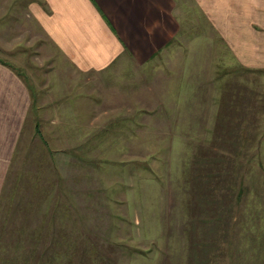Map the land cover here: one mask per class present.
<instances>
[{
    "label": "rangeland",
    "instance_id": "rangeland-1",
    "mask_svg": "<svg viewBox=\"0 0 264 264\" xmlns=\"http://www.w3.org/2000/svg\"><path fill=\"white\" fill-rule=\"evenodd\" d=\"M21 2L0 0V59L24 72L38 103L53 107L69 92L62 108L80 113L64 136L61 121L38 122L53 148L47 168L34 153L9 171L0 264H264V72L215 57L210 73L204 41L203 56L187 48L122 74L87 71L83 82L27 11L10 8ZM186 7L183 30L204 32L201 12ZM45 182L52 194L32 204ZM46 223L55 227L44 239L35 232Z\"/></svg>",
    "mask_w": 264,
    "mask_h": 264
},
{
    "label": "crops",
    "instance_id": "crops-1",
    "mask_svg": "<svg viewBox=\"0 0 264 264\" xmlns=\"http://www.w3.org/2000/svg\"><path fill=\"white\" fill-rule=\"evenodd\" d=\"M24 1L19 3L20 5L13 3L14 7L10 6V8H14V11L17 9L27 11L25 17L29 26L33 28L39 26L46 36L57 43V47L63 52L62 57L71 64L70 67L78 74H84L83 82L86 81L87 71L98 72L117 67L115 69L122 74L124 66H143L167 56L171 58L169 60H172L179 57L183 49L187 48L192 57H199L202 54L198 50L203 47L200 42L203 44L204 41L206 57L213 60L210 73L213 74L214 66L218 63L214 62L215 57H222V60L228 64L231 60L244 71L264 72V0ZM1 3L5 7V2ZM186 5L196 12L193 15L201 12L206 23L204 32L194 34L191 30H183L182 19L188 16ZM11 16L14 24L22 27L25 17L21 16L19 11ZM191 19L198 23L194 16L190 17ZM29 26L27 32L31 30ZM14 33L15 36H23L21 28ZM34 88L22 70L0 59V207H2V201L7 199L8 174L13 165L14 169L21 168L22 160L27 158V154H30V160H32L34 153H41L40 164L45 168L48 167L47 148H50V151H53V148L47 136L44 137V132L38 128V122L46 120L50 123L55 121L59 123L61 121L60 127L64 136L68 135L70 121L78 120L79 108L77 111L63 109L66 104H70L67 100L70 97L69 92L64 97L65 101L53 103V105L56 104L53 107L61 104V108L57 106V111H53L52 105H49V98L44 100L46 103L43 101L38 103V93ZM181 89L183 85L179 87V90ZM78 94L73 98H77L76 104L80 105L81 100ZM53 113L57 116L56 119ZM64 122H66L65 125ZM35 129L39 138L35 134ZM32 137H35L33 141ZM41 139L45 146L41 144ZM36 141L38 144L35 145ZM41 145L45 147L43 150ZM17 153L25 154L17 157ZM14 161L16 163H13ZM48 161L50 166L52 156ZM49 168L52 174L51 166ZM15 175L19 176L17 170ZM50 181L52 180L48 182ZM48 182L40 185L39 195L30 196L28 200L32 204L39 205L37 201L46 200L52 194L53 184ZM49 189V196H45ZM17 195L20 194L15 193L12 200L16 201ZM32 207L36 209L35 206ZM38 227L39 230L35 233L38 232L41 238L46 239L47 232L54 231L50 229L55 226L52 223H46ZM61 232L70 231L66 229ZM41 241L43 244H48L47 240ZM1 243L6 245L5 242ZM72 243L73 247H78L82 242L72 241ZM69 244H65L63 250V253L67 255L70 253ZM73 252L72 254L75 255ZM15 255L20 258V253ZM16 256L13 257L14 260Z\"/></svg>",
    "mask_w": 264,
    "mask_h": 264
}]
</instances>
